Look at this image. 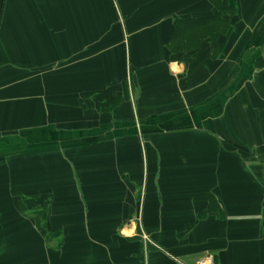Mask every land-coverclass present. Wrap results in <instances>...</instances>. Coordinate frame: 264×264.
Wrapping results in <instances>:
<instances>
[{"label":"crops","instance_id":"obj_1","mask_svg":"<svg viewBox=\"0 0 264 264\" xmlns=\"http://www.w3.org/2000/svg\"><path fill=\"white\" fill-rule=\"evenodd\" d=\"M229 5L0 0V264H264V0Z\"/></svg>","mask_w":264,"mask_h":264},{"label":"trees","instance_id":"obj_2","mask_svg":"<svg viewBox=\"0 0 264 264\" xmlns=\"http://www.w3.org/2000/svg\"><path fill=\"white\" fill-rule=\"evenodd\" d=\"M213 4L216 6V8L218 9V11L211 17L206 18L204 20L206 21H217V19H221L223 18V16L225 15V11H229L230 8V0H220L218 3V0H212ZM217 4V5H216ZM180 54L184 53V50L179 52ZM37 194H33V196H36Z\"/></svg>","mask_w":264,"mask_h":264},{"label":"built area","instance_id":"obj_3","mask_svg":"<svg viewBox=\"0 0 264 264\" xmlns=\"http://www.w3.org/2000/svg\"><path fill=\"white\" fill-rule=\"evenodd\" d=\"M201 264H214L212 259H208L206 261H203Z\"/></svg>","mask_w":264,"mask_h":264}]
</instances>
